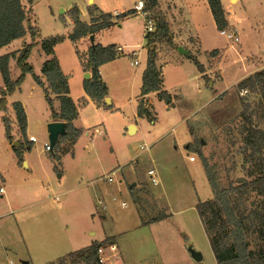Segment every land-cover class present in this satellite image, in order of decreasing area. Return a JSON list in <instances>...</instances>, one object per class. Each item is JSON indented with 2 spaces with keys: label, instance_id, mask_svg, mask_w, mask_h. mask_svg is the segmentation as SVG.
Masks as SVG:
<instances>
[{
  "label": "rangeland",
  "instance_id": "rangeland-1",
  "mask_svg": "<svg viewBox=\"0 0 264 264\" xmlns=\"http://www.w3.org/2000/svg\"><path fill=\"white\" fill-rule=\"evenodd\" d=\"M22 1L27 4V0ZM242 1L235 6L224 0L228 11L229 8L237 11L234 19H239L244 27L263 23L264 0ZM136 2L137 0H32L33 19L39 29V37L28 62L36 73L39 72L43 59L41 56H44L41 40L48 36H63V39L54 46V53L64 72L74 82V77L76 79L81 71L76 50L86 51L88 48L86 42H78L76 46L67 37L73 29L71 7L76 5L80 10V19L87 20L88 15L90 16L88 10L92 4L101 12L115 15L134 8ZM241 4H244V11L243 8L238 10ZM95 13L100 14L99 11ZM207 13L211 19L209 8ZM115 22L118 23L101 31L97 40L100 43H95L117 44L123 47L122 52L114 58L115 62L108 61L102 66L104 77L109 73L111 93L122 105L119 104L120 109L103 117L94 116L92 112L84 114L85 121L82 120V123L90 126V131L88 135L83 131L78 137L74 144V159L69 142L61 143L58 147L56 144L52 150L44 149L43 142H49L47 124L45 126L44 122L49 107L45 99L35 96L34 108H28L30 124L26 135L28 137L31 133L36 137L35 142L29 143L31 144L29 155L35 161L33 167L35 175H32L34 177L32 180L30 170L13 165V150H6L2 145V139L6 138L3 116L9 119L11 132L13 120L8 112L7 103L5 110L0 111V168L6 179L5 182L0 179V185L2 184L4 188V192L0 193V264H24V261H29L28 264H45L47 262L45 257H48L49 261L58 256L53 253L42 255L39 245L42 237L52 244L51 237L55 232L61 230H66L69 234L80 232L85 238H89L87 231L96 229L98 233L95 238L101 239L104 237L100 231L101 227L105 229L102 233L113 235L116 239V253L119 257L109 250L111 255L109 263L114 261L116 264H123L125 260L127 264H215V258L196 211V204L209 198L213 199L214 192L208 182L201 158L187 148L190 136L186 126L194 127L193 131L196 132L194 140L204 141L199 145V149L211 167L218 186L224 189L237 186L251 179L255 172L253 157L246 155L249 148L247 147L244 152L246 146L243 137L250 124L264 129V113L258 103L260 97L250 89H246V93L240 95L236 87L220 94L216 100L205 105L201 111L194 113L188 121L181 124L179 118L184 117L188 109L196 107L200 101L205 102L204 95L201 94L200 98L190 86L184 87L180 94L181 103L176 110L167 109L163 107V102L155 101L156 125L147 119L142 120L137 133L124 136V117H130L133 106L129 98L131 97L129 80L124 82V76L133 72L135 66L132 67L129 62L136 58L130 55V47L124 45L136 43L135 50H140L139 59L143 60L146 46L139 45L140 41H135L133 35L139 34L145 22L141 16L134 20L128 19V29L123 23L124 19L120 22L117 19ZM120 23L123 27H118ZM204 32L208 38L214 40L219 38L212 25L206 26ZM129 37V41L135 42H127L126 39ZM14 44L11 49L17 46ZM11 59L10 76L15 79L18 68L14 63L15 58ZM117 73L121 75L117 76ZM28 74L30 76V73ZM207 80L209 77L206 76ZM2 86L0 74V89ZM23 87L25 93L28 90V83L24 82ZM208 90L210 99L213 94L210 89ZM16 99H19L18 93L11 96L8 101ZM54 103L58 105L56 100ZM95 125H103L105 130L100 126L95 130ZM14 137L15 135L12 137L13 140ZM19 137L21 139L23 137L26 142L27 137L24 135ZM140 145H149V152L140 150ZM12 148L15 146L12 145ZM24 150L25 145L22 148V151ZM191 155L195 158L194 161L189 160ZM59 156L62 157L61 179L57 177L59 172H55L52 167L53 164L59 166L56 159ZM152 167L156 169L161 181L159 186L153 185L146 174L147 169ZM112 171L114 181L107 182L103 178ZM133 183H136L134 187ZM98 186L110 189V192L108 191L110 195L105 194L102 197L106 204V208L103 209L106 219L101 226L95 218L92 219L90 212H87L89 201L81 202V199L84 201L86 194L92 202L91 213L95 212V216H98L103 206V202L100 205L96 199ZM130 187L141 190L138 193L135 190L132 196L137 200V208L142 216H154L159 210L161 214L165 213L167 216L154 224L141 225L140 214L129 193ZM150 188L155 193L156 200L151 198V195L144 194L143 191L150 192ZM112 196L115 200H112ZM229 198L236 213L241 211L247 213L258 205L260 196L249 190L246 193L231 192ZM122 201L126 202L125 206L121 205ZM208 216L211 217V214ZM61 221L64 223L61 224ZM217 221L218 218L215 219V223ZM223 223L225 219L221 213L218 224ZM226 229L227 227L224 231ZM247 238L250 248L264 247V222L259 223L257 220L255 228L247 232ZM80 247L83 245L69 246L66 251ZM192 250L199 252L202 259L195 260ZM99 254L106 264L104 256ZM66 264L79 263L68 261Z\"/></svg>",
  "mask_w": 264,
  "mask_h": 264
},
{
  "label": "trees",
  "instance_id": "trees-1",
  "mask_svg": "<svg viewBox=\"0 0 264 264\" xmlns=\"http://www.w3.org/2000/svg\"><path fill=\"white\" fill-rule=\"evenodd\" d=\"M140 1L143 3L141 12H145L146 18L153 21L154 30L145 34L147 58L142 74L139 95L143 98L147 93L155 91L159 99L169 103L171 95L162 88V71L156 66V50L157 45L161 42H165L169 46H174V43L170 35L168 23L159 8L158 0ZM206 1L217 30L228 29L229 24L221 1ZM31 3L32 0H27V4H24L22 0H0V48L15 39L25 36L29 38L28 41L23 42L21 48L16 52L0 55V74L3 81V86L0 89V111L6 108V97L19 89L25 74L30 73L33 80L42 88L52 120L63 121L65 123V133L59 136L57 143H54L52 149L56 147V144L58 147L59 144L65 142H69V146H72L83 130L72 123L78 113L77 106L69 96L67 76L62 72L59 61L54 53V46L63 39V36H48L41 40V49L48 57L41 66L42 76L35 74L32 65L28 62V58L37 43L39 29L33 19ZM97 11L100 14L95 15ZM136 12V8H131L113 15L101 12L95 4H92L88 10L91 16L90 22H85L80 19L78 7L73 5L70 9L73 29L67 37L73 43H76L85 36L94 35L103 29L117 24L118 22H115L117 19L120 22L127 17L135 15ZM216 52L217 50L211 51L212 54ZM76 53L84 70L91 72V77L83 81L84 91L96 103L107 106L104 98L108 95V89L101 80L98 68L101 64L116 58L120 54V51H118L115 44L101 45L99 43H92L85 53H81L78 50ZM12 57L15 58V63L19 68V74L15 79H12L10 76L9 60ZM189 58L196 65L197 69L202 72L203 65L197 58L192 55ZM237 89L239 91L241 89H250V91L257 93L260 97L258 103L264 113V71L256 72L242 79L238 82ZM142 98L138 101L137 113L138 115H150L149 110L144 106ZM54 100L58 102L57 106ZM12 109L14 110L20 133L25 135L26 114L21 102H13ZM2 122L5 137L9 142H12L10 121L7 117L3 116ZM245 133L243 137L246 146L244 152L248 147L249 152L246 155L251 158L253 157L255 172L251 179L245 180L241 184L232 186L229 189L218 186L211 167L208 166L205 156L199 149L202 140L196 139L187 144V148L197 153L201 158L208 182L214 192L213 199L209 198L196 204V211L215 258V264H264V247L257 249L250 248L247 238V232L255 228L257 220L259 223L264 222V129L250 124ZM20 147L13 148L19 161L21 160ZM56 159L58 161L59 157ZM54 168L57 169L56 165H54ZM249 190L255 191L260 196L258 205L247 213L243 211L236 213L231 204L229 194L235 191L246 193ZM221 213L224 215L225 223L218 224ZM209 214H211V217L208 216ZM165 216L167 215L165 213L161 214L159 210L154 216L145 217L143 215L142 222L151 223ZM217 218L218 221L215 223V219ZM143 219L147 220L143 221ZM226 227L227 229L224 231ZM111 241H114V239L110 237L101 241L94 240L89 245L70 251L46 264H66L68 261H76L79 264H104L99 261L98 249L108 243L111 244Z\"/></svg>",
  "mask_w": 264,
  "mask_h": 264
},
{
  "label": "crops",
  "instance_id": "crops-1",
  "mask_svg": "<svg viewBox=\"0 0 264 264\" xmlns=\"http://www.w3.org/2000/svg\"><path fill=\"white\" fill-rule=\"evenodd\" d=\"M220 1L222 3V7L224 9L225 17H226L228 24H229V28L236 30V34L239 37L238 41H233V40L228 39L223 33H221V31L217 30L212 15H211V19H209V17H208L207 11H208L209 7H208L206 0H158L159 8L162 11L163 16L165 17V19L168 23L170 35H171L173 43H174V46H169L165 42H161L157 45V50H156V54H157L156 66L159 69H161V71H162V88L171 95V101L169 103H166L164 100L159 99L157 96V92H155V91H151V92L147 93L143 98L140 97L139 93H140V87H141V83H142V74H143V71H144L145 66H146L147 48L144 47L145 52H144V56H142L143 60H140L139 59V55L141 54L140 50H135V47H134L136 45V43H126L124 45L125 47H130V55L131 56H132V53L135 52V57H136L135 59H137V61H138L137 64H134L133 61L129 62V64L132 67L135 66V69L133 70V72L130 75L125 74V76H124V82L129 80L128 86H129V91H130V95H131V97H129L131 102L130 101L129 102L133 104L132 110L130 112V117H127V118L124 117V129H125L124 136L126 134L131 135V134L137 133L139 131V129L141 128L140 123L142 120L147 119L150 121L151 124H153L154 126L156 125L157 113L154 110V106H155L154 102L155 101L163 102V104H162L163 107H166L167 109L176 110L178 108V104L181 103L180 94H181L182 89L184 87L190 86L191 89L195 93L199 94L200 98L202 97L201 94L204 95V97H205L204 101L205 102L200 101L199 103H197L196 107H194V108L192 107L191 109H188V113H186V115H184V117H181V119L179 118V120H180L179 122L181 124H183L185 121H188V119L191 118V116L194 113L201 111L205 105L207 106L209 103L216 100V98H218V96L220 94L235 89L237 87L238 82H240L242 79H244L247 76L252 75L256 72L264 71V22L261 24L254 23L250 26L244 27L243 25L240 24L239 19H236V20L234 19L237 11L232 10L231 8H229L230 11H228V9H226V4L224 3V0H220ZM228 1L232 4H235V6L239 2H241V3L243 2L242 0H228ZM140 3H141V1L137 0V2L135 3V6H134V8L137 9L136 14L133 16L125 18L123 23H124V25H127L126 27L128 29V25H129L127 22L128 19L134 20V19L139 18V16H141L144 19V22H145L144 28L140 29L139 34H137L136 36L133 35L134 40L135 39H136L135 41L139 40L140 43H138V44L139 45L141 44V46L143 47L145 45V41H146L145 40V34L147 33L146 26H145L146 16H144L143 14L140 13V10L138 8ZM242 8L244 11V8H245L244 4H241V6H238L239 11ZM203 10H204V12H203ZM242 17H243V15L241 14L240 19H242ZM83 21L89 22L90 16L88 15V19L87 20L84 19ZM208 25H210V27L212 25L216 35L219 37V38H217V40H214L213 38H208V36L205 34L204 29H206V26H208ZM118 27H123V24L120 23L118 25ZM101 31H103V30H101ZM101 31L93 35L94 36L93 40H90V36H86V38L83 37L74 44L77 46L78 42H80V43L86 42L85 45L88 48L92 43L99 42L97 40L99 38ZM129 39H130V37L128 39H126L127 42H135L134 40L129 41ZM15 40H13L9 44L1 47L0 48V55L5 54V53H9L13 50L20 49L23 42L28 41V37L25 36V37H21V38L15 39ZM14 42L16 44H14ZM13 44L17 45V46H15L14 49H11V46ZM101 45H103V44H101ZM106 45H108V44H106ZM115 45L117 48L121 47L119 45L117 46V44H115ZM179 48H180V50H179ZM122 49H123V47H121L120 52H122ZM87 50L88 49H86V51ZM212 50H217V52L212 54L211 53ZM78 51L81 53L86 52L85 50H83V51L78 50ZM31 53H32V51H31ZM43 55L44 56H41V57H43V59L41 61L42 64L45 61V59L48 57L44 52H43ZM190 55L195 56L197 58V60L203 65V71L202 72H200L197 69L196 65L189 58ZM132 57H134V56H132ZM110 61L115 62V59L110 60ZM10 63H11V61L9 60V68H11ZM14 63H15V60H14ZM79 63H80V61H79ZM103 64H101L99 66L98 70H99L101 80L105 83V85L107 86V89H108V95L107 96L109 97V103L105 102V104L107 106H104L101 103H96L84 91L83 81H84V79H86V78H84V74H85V72H89V78H90L91 77L90 71L84 70V68L81 66V63H80L79 65L81 66V68H80L81 71H80V73L76 79L74 77V82H72V78H69L68 74L64 72L63 68L61 67V65L59 63L62 72L64 73V75L67 76L68 86H69V96L72 98V100L76 103V106H77L78 113H77L76 118L73 119L72 123L74 126L82 128V130L87 135L89 134V131H90L89 127L90 126H88L85 123H82V120L85 121V117H84L85 113L92 112V114L94 116H102L103 117L105 114H107L109 112L120 109L121 105H122V103L121 102L119 103V100H117L115 98L114 94L111 93V87H110L111 84L109 81V79H110L109 73H106L107 77H104L103 70H102V66H104ZM140 65H141V67H139ZM17 68H18V66H17ZM33 71L35 74L42 76L41 67H40L39 72L36 73L34 68H33ZM16 72H17V74H19V68H18V71H16ZM113 74H116V73H113ZM118 75H121V73H117V76ZM206 76L209 77V80H207V81H206ZM24 82L28 83V87H27L28 90L25 93H24V87H23ZM225 83H228V84H225ZM203 87H205V88H203ZM208 89H210L212 94H213L210 99L208 98V95H209ZM203 91H205L204 94H203ZM16 93H18L19 99H16L13 101H20L23 108H24L25 114H26V129H25V135H24L25 137H27L26 136L27 135V127L30 124L29 109H33L35 106V101H33V98L36 96L39 99H45V97H44L42 88L33 80L32 75L30 74V76H29L28 73L25 74V77H24L23 82L21 83L19 89L14 91V93L12 95H9L6 97L7 106L9 105L8 106V109H9L8 112H10V114L12 116L11 119L13 120V124H12L13 129H12L11 135H12V137L15 135L13 141L16 140L18 142L19 147L22 146V147H20V149H21V160L20 161L18 160V157H17L16 153L14 152V149L12 148V142L13 141L9 142L6 138H3L2 139V145L4 148H6V150H9V149L13 150V154H12L13 165H16V167H20V168H24V169L26 168V169L30 170V175L32 177V180H34V177L32 175H35L33 173L34 172L33 167L35 166V161H33V158H31L29 155V153H30L29 151L31 148V144H29V143H33V142L28 141V137L26 138V142H25V140H23V137H22V139L19 137L22 134L20 133V130L17 126V122H16V118H15V114L13 112V109H12V107H10V103H12L13 101H10V100L8 101V99L11 96L13 97ZM22 95H23V98H22ZM141 98L144 101V106L149 110L150 115H138L137 106H138V101ZM125 103H124V105H125ZM119 104H121V105H119ZM263 108H264V102H263ZM51 121H53V120L50 116V110H48V114L46 112L45 121H44L45 126H46V124H48ZM100 123H102V122H100ZM131 124L134 125V129L132 130V132H129L128 127ZM99 126H100V128L103 127V125H99ZM99 126L95 125V128H96L95 130H97V127H99ZM190 127H191V129H190ZM103 128L105 130V126ZM193 128H192V126H186L187 133L190 136V140L187 143H191L194 140V135L196 132L193 131ZM16 131L18 134H20L19 136L16 133ZM30 135H33V134L30 133L28 136H30ZM44 142H46V141H44ZM74 144L71 146V149H70L72 159L75 158V157H73L75 154L74 153ZM24 145H25V150L22 151V148ZM147 146H148L147 149H142L141 145H140V150L149 152L150 147H149V145H147ZM190 157H192V159ZM61 158L62 157L59 156V160L57 161V163H59V166L56 165L57 169L54 168L55 164H53V166H52L53 169L55 170V172L56 171L59 172L57 177L60 179L63 177V172H62V169L60 168ZM189 160L194 161L195 158L191 155V156H189ZM152 168H154V167H152ZM155 173H156V177L159 180L158 184H156L155 186H159V185H161V181L158 177L156 169H155ZM4 175L5 174H3V172L0 168V179L3 180V182H5V180H6ZM106 176L103 179H105L107 182H113L114 181V177L111 181H108L106 179ZM118 181H120V180H118ZM135 185H136V183H133V187ZM149 187H150V185H149ZM3 190H4V188H3ZM135 190L137 191V193L139 191H141V190H137L135 188L134 189L131 188V189H129V193H130V196L133 200V203L136 206L138 213L140 214V210H138V208H137V205H138L137 200H135L134 197L132 196V195H134L133 192ZM108 191L110 192V189L108 187H105V186H98L97 187L96 199H97L98 204L101 205V203L103 202L102 197L105 194L110 195L108 193ZM143 192L147 196L151 195L152 196L151 198H154L156 200V197L154 196L155 193H153L151 188H150V192L145 191V190ZM0 197H1V195H0ZM111 198H112V200H115L114 196H112ZM86 201L87 202L89 201V203H88L89 209L87 210V212H90L92 219L95 218V220L98 221L100 223V226H101V223L106 219V216L103 214V209L106 208V204H104V202H103V206H102L100 212L98 213V216H95V212L91 213V211H92L91 199L85 194L84 195V201L81 199V202L86 203ZM122 202H124V204L123 205L121 204V205L125 206L126 202L125 201H122ZM139 218H140V224L141 225H150V224H154V223L162 220L164 217L157 220V221L151 222V223H143L141 215H139ZM146 220L147 219H143V221H146ZM63 223L64 222L61 221V224H63ZM201 225H202V223H201ZM104 230L105 229L103 227L100 228L101 234H104V237L101 239L95 238L97 233H98V231L96 229H89L87 231V235L89 236V238H85L84 234H82L80 232H74V233H70V234L66 230H64V231L61 230L60 232H55L54 236L51 237V241L53 242L52 244H49L47 242L46 238L44 239L42 237V239L39 241V245L41 247L40 249L42 250V255L47 256V254L53 253V254L57 255L58 257H61V256H63L61 254L68 253L66 250H67V248H69V246L75 247V246L83 245V247H84V244H85V246L89 245L94 240L101 241V240H104L105 238L110 237V238L114 239V241H111L112 242L111 244L108 243L104 247L102 246L101 247L102 248L101 254L104 256L106 264H116V263H114V261L109 263V260L111 259V255L109 254V250L115 252V256L119 257L118 256L119 254L116 253V246H115L116 245L115 244L116 239L113 235H107L105 233H102ZM47 249H49V250H47ZM58 257H56V259ZM45 258H46L47 262L53 261V260L48 261L47 260L48 257H45ZM56 259H54V260H56ZM122 262H123V260H122ZM28 263H29V261H24V264H28ZM123 264H127L125 262V260H124Z\"/></svg>",
  "mask_w": 264,
  "mask_h": 264
},
{
  "label": "built area",
  "instance_id": "built-area-1",
  "mask_svg": "<svg viewBox=\"0 0 264 264\" xmlns=\"http://www.w3.org/2000/svg\"><path fill=\"white\" fill-rule=\"evenodd\" d=\"M142 6H143V3L141 2L139 4L138 8L140 10V13L143 14L144 16H146L145 12H141ZM145 26H146V31L147 32H152L154 30V23H153V21L151 19L146 18ZM221 33H223L230 40L238 41V39H239L238 35L236 34V30L235 29H225V30H222ZM117 49H118V51H121V47H118ZM132 56H135V52L132 53ZM137 62H138L137 59L133 60L134 64H137ZM246 91H247L246 89H241L239 93H240V95H244L246 93ZM28 141L35 142L36 141V137L34 135H30V136H28ZM43 146H44L45 150H51L52 149V147L49 144V142H44ZM141 148L142 149H147L148 146L147 145H141ZM190 158L192 159V157H190ZM146 173H147L148 177L150 178V181L154 185L158 184L159 180L156 177V173H155V169L154 168L148 169ZM113 175H114V172L112 171L110 174H108L106 176V179L108 181H111L113 179ZM3 191H4L3 190V186L0 185V193H2ZM121 204L123 205L124 202H121ZM101 250H102V248H99L98 252L101 253ZM99 261H101V262L104 261L100 254H99Z\"/></svg>",
  "mask_w": 264,
  "mask_h": 264
},
{
  "label": "water",
  "instance_id": "water-1",
  "mask_svg": "<svg viewBox=\"0 0 264 264\" xmlns=\"http://www.w3.org/2000/svg\"><path fill=\"white\" fill-rule=\"evenodd\" d=\"M94 36L90 35V40H93ZM180 50V48H179ZM186 52V51H185ZM84 78L88 79L89 78V72H85L84 74ZM104 101L106 103H109V97H105ZM134 129V125L131 124L128 127V131L132 132V130ZM46 130L48 133V139H49V144L51 145V147L54 145V143H56L58 141V138L60 135H63L65 133V123L63 121H51L47 124L46 126ZM12 145L16 146L18 145V142L15 140L12 142ZM192 256L194 257L195 260L199 261L202 259V255L199 252L196 251H191Z\"/></svg>",
  "mask_w": 264,
  "mask_h": 264
}]
</instances>
